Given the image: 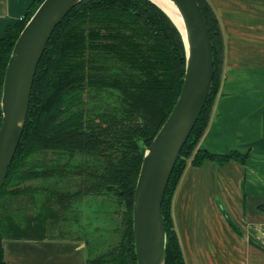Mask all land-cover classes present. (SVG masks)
<instances>
[{"label": "trees", "instance_id": "trees-1", "mask_svg": "<svg viewBox=\"0 0 264 264\" xmlns=\"http://www.w3.org/2000/svg\"><path fill=\"white\" fill-rule=\"evenodd\" d=\"M43 1L37 0L0 40V92L15 43ZM196 1L213 46V81L164 194V264H186L171 213L186 168L206 160L244 165L248 158L199 147L221 83L224 43L209 3ZM184 73L181 35L150 1L83 0L70 12L39 64L22 140L0 195V264H6L4 239H46L52 217L93 195H107L124 209L123 231L117 244L86 264H136L132 207L137 177L145 149L176 103ZM52 178L75 180L78 188L47 195L33 185Z\"/></svg>", "mask_w": 264, "mask_h": 264}, {"label": "crops", "instance_id": "crops-1", "mask_svg": "<svg viewBox=\"0 0 264 264\" xmlns=\"http://www.w3.org/2000/svg\"><path fill=\"white\" fill-rule=\"evenodd\" d=\"M37 0H0V40ZM223 37L217 98L199 147L244 165L187 167L171 213L186 264H264V0H207ZM2 92H0V118ZM229 218L232 228L225 215ZM6 264H86L79 240L2 241Z\"/></svg>", "mask_w": 264, "mask_h": 264}, {"label": "water", "instance_id": "water-1", "mask_svg": "<svg viewBox=\"0 0 264 264\" xmlns=\"http://www.w3.org/2000/svg\"><path fill=\"white\" fill-rule=\"evenodd\" d=\"M83 0H44L26 24L11 54L2 90L0 195L22 140L38 67L56 28ZM172 21L170 16L152 0ZM181 19L185 73L168 118L145 149L132 207L136 264H164L166 234L162 202L166 187L213 81V46L196 0H169ZM173 22V21H172Z\"/></svg>", "mask_w": 264, "mask_h": 264}, {"label": "rangeland", "instance_id": "rangeland-1", "mask_svg": "<svg viewBox=\"0 0 264 264\" xmlns=\"http://www.w3.org/2000/svg\"><path fill=\"white\" fill-rule=\"evenodd\" d=\"M33 185L46 189L47 195L52 191L73 192L78 188V182L68 178H52L33 182ZM54 201L55 199L52 202ZM54 203V207L58 209L56 201ZM123 211L107 195L85 197L74 202L72 208L61 213L59 211L56 218L54 216L47 222L46 237L55 240H79L85 244L88 258H95L108 247L117 244L123 231ZM28 213L32 214V211L29 209Z\"/></svg>", "mask_w": 264, "mask_h": 264}, {"label": "bare ground", "instance_id": "bare-ground-1", "mask_svg": "<svg viewBox=\"0 0 264 264\" xmlns=\"http://www.w3.org/2000/svg\"><path fill=\"white\" fill-rule=\"evenodd\" d=\"M155 2L159 7L164 9L166 13L170 16L173 23L181 28V19L178 16V13L174 6L169 2V0H152Z\"/></svg>", "mask_w": 264, "mask_h": 264}]
</instances>
